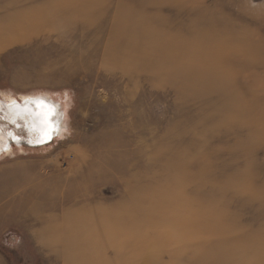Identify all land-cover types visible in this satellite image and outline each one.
<instances>
[{
	"label": "rangeland",
	"instance_id": "1",
	"mask_svg": "<svg viewBox=\"0 0 264 264\" xmlns=\"http://www.w3.org/2000/svg\"><path fill=\"white\" fill-rule=\"evenodd\" d=\"M36 96L0 264H264V0H0V100Z\"/></svg>",
	"mask_w": 264,
	"mask_h": 264
},
{
	"label": "bare ground",
	"instance_id": "2",
	"mask_svg": "<svg viewBox=\"0 0 264 264\" xmlns=\"http://www.w3.org/2000/svg\"><path fill=\"white\" fill-rule=\"evenodd\" d=\"M44 99L46 100V98ZM47 100L50 102V104L46 105L47 107L43 109L38 105V103L27 104L24 107H14L13 105H11L10 107L2 108L0 106V109L2 108L0 110V154L3 153L1 152L2 148L6 147V144L4 143L5 141H7V139L5 138V134H9L10 132H12L9 131L11 130L9 127V124L11 125V123H13V126L20 127L17 129L19 135L26 137L25 132L27 133V136H29L33 132L40 130L43 126V122L40 121L41 115H43V118L45 119L47 112L51 109H54L55 115L52 117L51 121L45 122V131L40 134L39 138L35 141L34 144H43L45 142H48V139L46 138L47 136H45L44 133L48 134L51 132L52 135H55L56 132H53L54 129H56V131L58 129L59 132L63 113L60 112L58 104L49 99ZM9 101L12 102L11 99H9ZM12 134L14 133L12 132ZM12 134L9 135L12 136ZM10 148H12V145H9V147L5 151H7V153L10 152Z\"/></svg>",
	"mask_w": 264,
	"mask_h": 264
},
{
	"label": "water",
	"instance_id": "3",
	"mask_svg": "<svg viewBox=\"0 0 264 264\" xmlns=\"http://www.w3.org/2000/svg\"><path fill=\"white\" fill-rule=\"evenodd\" d=\"M40 101H43L44 105L50 104V102L47 99L46 100L44 99V96H36V97H32V98H25V99H22L20 101L14 100L13 103L12 102L7 103L6 101L0 100V106L2 108L10 107L11 105H13L14 107H24L27 104L38 103ZM40 121L43 122V126L41 127V129L36 131V132H33L29 136H27V133L25 132L26 137H23V136L18 134L17 129L20 127L13 126V123H11V125L9 124V127L11 129L9 131H12L14 133V134H12V132H10L9 134H12V136L14 138L7 133L5 134L6 135L5 138L7 139V141H5L4 143L6 144L5 145L6 147H3L1 152H5V150L9 147V145H12V146L20 145V146H26L28 148H40L46 144H50L52 142V140L54 139V137L57 135L58 129H57V131H56V129L53 130V132H56V134L52 135V138L48 139V142H45L43 144L42 143L41 144H34L35 141L39 138L40 134H42L45 131L44 129L46 128L45 119L43 118V115H41ZM44 134H45V136H47L46 133H44Z\"/></svg>",
	"mask_w": 264,
	"mask_h": 264
},
{
	"label": "crops",
	"instance_id": "4",
	"mask_svg": "<svg viewBox=\"0 0 264 264\" xmlns=\"http://www.w3.org/2000/svg\"><path fill=\"white\" fill-rule=\"evenodd\" d=\"M29 232L30 233H28L29 235L27 236H30V238L32 239V242L34 243V246L37 249L44 252V236L47 237L49 235V234L44 233V227L41 231H37L36 229H33L32 231H29Z\"/></svg>",
	"mask_w": 264,
	"mask_h": 264
},
{
	"label": "snow or ice",
	"instance_id": "5",
	"mask_svg": "<svg viewBox=\"0 0 264 264\" xmlns=\"http://www.w3.org/2000/svg\"><path fill=\"white\" fill-rule=\"evenodd\" d=\"M38 105L43 109L45 107H47L46 105H44L43 101L38 102ZM55 115V111L54 109H51L50 111L47 112L46 117H45V122H49L52 120V117ZM47 139H51L52 138V133H48L47 134Z\"/></svg>",
	"mask_w": 264,
	"mask_h": 264
}]
</instances>
